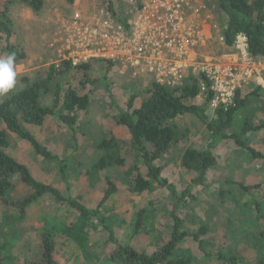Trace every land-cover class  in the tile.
<instances>
[{
  "label": "rangeland",
  "instance_id": "rangeland-1",
  "mask_svg": "<svg viewBox=\"0 0 264 264\" xmlns=\"http://www.w3.org/2000/svg\"><path fill=\"white\" fill-rule=\"evenodd\" d=\"M114 2L116 17L112 16L113 23L128 25L118 48L109 51L111 57L99 55L82 62L92 64L93 70L87 75L69 70L55 78L52 92L45 97L44 104L50 106L57 80L63 88L74 76L82 79V83L87 80L83 92L89 95L90 104L77 117L76 138L71 129L57 118H49L42 127L21 122L25 130L58 157L50 160L39 156L29 142L11 134L7 152L27 165L32 175L49 184L56 194H45L36 199L27 205L24 212L8 203H0V264H41L46 235L55 244L58 264H117L109 260L114 244L110 242L108 229L121 244L148 252L159 247L172 232L175 196L153 180L149 191L138 193L129 188V182L137 173L134 166H139L141 159L134 158L128 129L118 122V109L125 108L133 95L137 96V103L146 99L153 84L158 82L156 71L132 64V43L147 39L157 41L167 53V41L162 42L165 38L158 32H149L142 25L136 31L139 14L145 11L146 15H158L164 1ZM201 5L205 7L200 14L196 10ZM108 7L106 0H44L42 10L36 12L24 0H0V12L9 9L13 20L16 49L24 54V58L17 62L15 87L7 95L0 96V103L25 87L22 80L25 76L31 80L42 78L50 67L64 61L73 66L82 64H74L65 58L71 38L80 39L85 34L84 37L89 39L91 36L88 43L94 42L92 49L101 51V36L106 33L113 35L103 25ZM77 14H80L79 18H76ZM146 17H143L144 21ZM224 19L216 0H196L187 11V28L195 30L200 26L205 43L192 48L187 56L176 51L178 56L175 55L174 60L185 67L184 79L178 85L164 84L167 89L183 87L194 78L199 83L201 76L191 67L199 64L195 62L208 55L233 52V45H223L220 41L227 27ZM186 31L184 27L179 36ZM4 38L0 35V56L8 54ZM83 44L86 45L85 42ZM107 65H112V69L107 70ZM260 68L264 75V63ZM107 72L109 79L106 78ZM257 88L262 87L251 82L241 92L242 97ZM206 98L199 94L196 103L202 104ZM248 99L247 105L237 112L235 122L240 127L243 119L247 118L253 126H260L252 132L249 144L264 153V88L257 97L251 95ZM172 123L176 145L163 155L161 161L164 164L163 175L182 193L199 177L198 173L183 166L185 152L189 148L197 151L206 149L212 136L207 126L192 115L182 116ZM0 130H6L3 122H0ZM110 139H114V147L103 148L102 143ZM215 153L223 165L222 176H215L218 182L212 187L198 190L196 187L189 200L178 206L182 227L193 231L197 226L205 225L208 229L205 246L210 255L222 252L239 258L240 264H260L258 261L264 259V161L238 150L235 145H221ZM107 154L118 159L125 157L124 165L110 160L102 165V158ZM64 169L66 172L62 171ZM13 178L15 187L7 196L9 201H21L33 194V189L20 180L19 174ZM234 180L238 182H232ZM109 182L115 184L116 191L104 201ZM241 185L249 189L248 194L241 191ZM75 201L90 211L98 210L108 228L96 216L88 218L79 213L73 206ZM187 244L178 254L188 253L192 264H222L217 259L204 256L191 241Z\"/></svg>",
  "mask_w": 264,
  "mask_h": 264
},
{
  "label": "trees",
  "instance_id": "trees-1",
  "mask_svg": "<svg viewBox=\"0 0 264 264\" xmlns=\"http://www.w3.org/2000/svg\"><path fill=\"white\" fill-rule=\"evenodd\" d=\"M31 8L39 12L44 6V0H24ZM218 8L225 16L226 29L224 32L226 44L233 45L235 37L243 33L248 38L249 52L253 59L264 62V0H216ZM108 9L116 16L114 0H106ZM13 20L8 11L0 12V35L4 36L8 53H16V64L24 58V54L17 51L14 44ZM112 65H107L111 70ZM69 70L79 71L87 75L93 70L91 63H82L73 66L70 62L64 61L59 65H53L48 73L42 78L29 76L22 78L25 87L20 91L13 92L8 99L0 103V122L6 126V130H0V203H8L24 212L27 205L45 194H56V191L44 182L37 180L31 173L29 167L12 157L7 149L11 145V134L18 135L29 142L37 154L42 158L57 160L49 149L39 142L32 133L25 130L21 122L27 125L42 127L49 118H57L62 124L68 126L76 138L77 117L80 112L87 109L90 104V97L83 91L86 90L87 80L76 78L69 79L65 87H61L59 80L55 83L56 90L53 103L45 105V97L53 90V81ZM82 77V76H80ZM86 78V77H85ZM106 78L109 79L108 72ZM198 79L186 83L183 87L169 90L159 83H154L146 99L138 101L137 96L130 97L125 108L118 109V122L124 125L131 137L132 151L136 157L141 159V166L135 165L136 177L129 182V188L133 192L143 193L152 187V180L160 187L166 188L176 198V205L172 211V232L159 247L152 249V252L140 251L130 245H123L110 233V242L114 244L109 260L117 264H192V258L187 253L178 254L182 248L188 246V241L195 244L204 256L214 258L222 264H240V259L224 253L210 255L205 244L208 242V229L205 225H199L193 231H186L182 227L181 215L177 212L182 201L186 202L193 194L195 188L206 189L216 185L215 176H222L223 165L215 150L221 145H235L238 150L245 151L255 159L264 161V153L258 151L255 146L249 144L252 132L260 129V126H253L249 119H243L242 125L235 122L237 112L245 107L251 95L257 97L262 88H257L249 94H238L236 107L229 111L223 109L213 110L210 108L211 94L202 104L196 103L199 95ZM76 81V82H75ZM63 90V91H62ZM63 110L59 112L60 110ZM185 115H192L204 123L210 131L212 141L207 148L197 151L189 148L182 159L183 166L198 173L199 177L190 183L187 188L179 193L167 177L163 175V155L176 145L175 130L173 121ZM22 119V120H21ZM114 139L104 141L103 148L114 147ZM125 157L114 158L107 154L102 158V165L110 160L117 165H124ZM225 161V160H224ZM66 172V169L62 170ZM19 174L20 180L33 189V194L21 201H9L8 194L14 189V175ZM235 179H237L235 177ZM218 182V181H217ZM232 182H238L234 180ZM228 184L231 181L228 180ZM236 184V183H234ZM239 185V184H237ZM241 191L248 194L249 189L241 185ZM116 191L114 183L109 182V189L106 192L104 201ZM224 194V193H222ZM186 200V201H185ZM76 210L85 217H97L105 226L104 216L95 209L90 211L79 201L73 202ZM108 228V227H107ZM205 246V247H204ZM264 264V259L258 263ZM41 264H58L55 255V244L49 236L43 239V261Z\"/></svg>",
  "mask_w": 264,
  "mask_h": 264
},
{
  "label": "built area",
  "instance_id": "built-area-1",
  "mask_svg": "<svg viewBox=\"0 0 264 264\" xmlns=\"http://www.w3.org/2000/svg\"><path fill=\"white\" fill-rule=\"evenodd\" d=\"M163 1L158 15L154 14L156 17L153 14L146 15L145 11L139 14L136 22V31L140 25L149 32L155 30L162 38H165L162 42L167 41L165 48L168 51L165 54L160 45L161 43L157 41L149 39L142 42L134 41L132 43V64L136 67H148L150 71H156L159 77L156 83L162 86L164 84L168 86L178 85L184 79L183 69L185 67L177 64L178 62L174 60L175 55L178 56L177 52H179L181 55L187 56L192 48L199 44H204V33L199 29L200 26H197L195 30L187 28L186 13L196 0ZM204 7L201 5L196 12L201 14V10ZM112 16H114L112 11L108 9L106 21H104L103 25L108 31L113 32V35L110 36L106 33L101 36L102 40L99 43L101 51L96 52L92 49V44L95 43H88V41H91V36L88 39L84 37V34L80 39L71 38L68 41V47H66L68 51L65 58L77 64L86 62L89 58L99 55L101 57H111L112 54L109 51H113L114 47L118 48L117 44L121 43L122 38L126 35L125 30L128 28L127 23L115 25L112 21ZM145 16L147 17L144 21L143 17ZM79 17L80 14H77L76 18ZM184 27L187 30L186 33L183 36H179ZM77 32L80 34L81 28ZM178 37L182 39H178ZM209 38L211 39V37ZM220 41L223 45H226L225 35L220 37ZM232 48L233 52L222 55H208L203 60L195 62L199 63L198 65L191 66L201 76L198 83L199 94H204L207 97L209 94L212 95L210 107L213 110L223 109L224 111H229L232 107H236L238 94L251 82L264 88V75L260 68L264 62L251 57L247 36L239 33L235 37ZM120 50L122 51L123 48L121 47ZM122 58L126 59L125 57Z\"/></svg>",
  "mask_w": 264,
  "mask_h": 264
},
{
  "label": "clouds",
  "instance_id": "clouds-1",
  "mask_svg": "<svg viewBox=\"0 0 264 264\" xmlns=\"http://www.w3.org/2000/svg\"><path fill=\"white\" fill-rule=\"evenodd\" d=\"M16 60L15 52L0 56V96L7 95L15 87L18 74Z\"/></svg>",
  "mask_w": 264,
  "mask_h": 264
}]
</instances>
